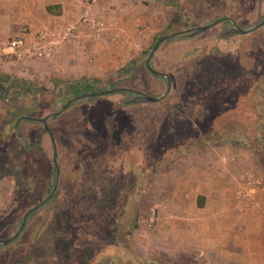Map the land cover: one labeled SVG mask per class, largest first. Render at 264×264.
<instances>
[{"label": "rangeland", "instance_id": "rangeland-1", "mask_svg": "<svg viewBox=\"0 0 264 264\" xmlns=\"http://www.w3.org/2000/svg\"><path fill=\"white\" fill-rule=\"evenodd\" d=\"M112 1H99L105 14L81 9L59 24L72 35L50 55L19 59L4 46L21 33H31L30 45L43 27L0 31V77L8 80L0 83V239L14 236L53 191L15 239L0 242V264H200L159 230L167 184L181 174L176 161L224 141L246 173L237 182L264 185V0H119L117 13ZM84 2L93 0L77 7ZM221 18L243 29L261 25L236 33L225 20L171 37L151 59L169 78L165 97L82 98L48 118L51 135L43 132L38 119L87 93H72L82 77L97 79L89 92L161 97L168 80L146 66L154 43ZM14 78L35 91L14 87Z\"/></svg>", "mask_w": 264, "mask_h": 264}, {"label": "crops", "instance_id": "crops-1", "mask_svg": "<svg viewBox=\"0 0 264 264\" xmlns=\"http://www.w3.org/2000/svg\"><path fill=\"white\" fill-rule=\"evenodd\" d=\"M99 1L77 7L78 0H0V31L26 22L58 32L59 24L72 23L70 17L81 9L108 12ZM118 2L112 1L116 7L109 8L111 12H118ZM47 6L60 14L49 13ZM96 30L98 36L104 34L101 27ZM26 35L29 39L31 33ZM220 144L226 143H214L212 149L190 152L176 161L173 172L181 174L167 184L166 216L160 217L166 228L159 230L182 256L199 258L200 264H264V185L259 180L237 182L246 173L229 157L231 145Z\"/></svg>", "mask_w": 264, "mask_h": 264}, {"label": "water", "instance_id": "water-1", "mask_svg": "<svg viewBox=\"0 0 264 264\" xmlns=\"http://www.w3.org/2000/svg\"><path fill=\"white\" fill-rule=\"evenodd\" d=\"M225 18H221V19H216L214 20L213 22L209 23V24H206V25H201V26H197V27H194V28H191V29H186V30H180V31H177V32H174L172 34H169V35H166V36H163V37H160L155 43L154 45L152 46L149 54H148V57L146 59V66L147 68L154 74V75H158V76H165L168 80V89L166 91L165 94H163L161 97H154V96H150V95H147V94H140V93H135L136 95L134 96V98L131 100V102L135 103V102H154V101H158L160 99H162L163 97H165L169 90H170V81H169V78L166 74L162 73V72H159L157 70H155L152 66H151V59H152V56L154 55V53L156 52V50L158 49V47L160 46V44L162 42H164L165 40L171 38V37H174L176 35H180V34H184V33H188L189 35H196V34H199L203 31H205L206 29H208L209 27L221 22L222 20H224ZM264 22V21H263ZM259 25H255V26H252L250 28H247V29H243V28H240L239 26H235L233 28H231L230 31H233V32H236V33H248L254 29H256L257 27H259ZM123 88H116V89H105V90H101V91H94V92H87V93H83L81 95H78L76 97H73L71 98L68 102H66L59 111L55 112V113H52L50 115H46L45 117L41 118V119H38L44 126V129H43V132L44 133H49L51 135V131L48 127V124H47V120L48 118L50 117H55L56 115H58L59 113H61L62 111H64L68 105H70L72 102L74 101H77L79 99H82V98H93V97H96L100 94H105V93H111V92H116V91H119V90H122ZM52 138V136H51ZM56 156H57V153H56V150L54 149V152H53V159H54V170H56L58 168V162H57V159H56ZM53 194V191L51 192V194L46 198L44 199L42 202H40L37 206H34L32 209L28 210L24 217H23V220H22V223H21V226L18 230V232L10 237V238H6V239H0V242L6 244L10 241H12L13 239L16 238V236L21 232V230L23 229L24 225H25V221L28 217V215L31 213V211L35 210L36 208L40 207L42 204H44L46 201H48V199L52 196Z\"/></svg>", "mask_w": 264, "mask_h": 264}, {"label": "built area", "instance_id": "built-area-1", "mask_svg": "<svg viewBox=\"0 0 264 264\" xmlns=\"http://www.w3.org/2000/svg\"><path fill=\"white\" fill-rule=\"evenodd\" d=\"M72 29L67 27L62 32H53L43 28L36 33L30 45L27 44L25 35L21 33L9 39L4 46L9 49L10 54L19 59L26 56L50 55L58 46L71 37Z\"/></svg>", "mask_w": 264, "mask_h": 264}, {"label": "trees", "instance_id": "trees-1", "mask_svg": "<svg viewBox=\"0 0 264 264\" xmlns=\"http://www.w3.org/2000/svg\"><path fill=\"white\" fill-rule=\"evenodd\" d=\"M47 11L49 13H53V14H60V12H61L59 9L54 10L53 9V6H47ZM6 77L7 76H3L2 75L0 77V83H4V84L7 83L8 84V82H7L8 80H7ZM12 80H13V83H14L13 84L14 87L21 86L22 88H24L25 92H27V93H30V92L35 91V87L32 86L31 84H27V83L26 84L25 83L24 84L23 83L21 84V81L19 79H16V78H14ZM96 81H97V79L94 78V77H82L80 80H78V81H76V82H74V83L71 84L72 85V89H73L72 90L73 91L72 93L79 94V93H82V92L93 91L94 88H95V85H96ZM123 90L124 89H122V91ZM254 122H255L254 123L255 126L252 127V130L257 131L258 128L261 127V126H260V124L258 125L259 122H256V121H254ZM262 125H264V122H263ZM242 127H245V126H242ZM240 129L242 130V128H240ZM239 133H240V131H238V134ZM203 135H205V134H203ZM219 142H222V141H219ZM222 143H224V141ZM236 143H237V141H236ZM200 205H202V202L201 201H200Z\"/></svg>", "mask_w": 264, "mask_h": 264}, {"label": "flooded vegetation", "instance_id": "flooded-vegetation-1", "mask_svg": "<svg viewBox=\"0 0 264 264\" xmlns=\"http://www.w3.org/2000/svg\"><path fill=\"white\" fill-rule=\"evenodd\" d=\"M225 20H229V21H231V22H233L231 19H229V18H225L224 20H222V21H225ZM221 21V22H222ZM232 24H234L235 26H236V24L233 22ZM261 25V23H258L257 25ZM124 90H123V92H128V93H131V94H135L136 93V91L135 90H132V89H127V88H123ZM119 91H122V90H119Z\"/></svg>", "mask_w": 264, "mask_h": 264}]
</instances>
